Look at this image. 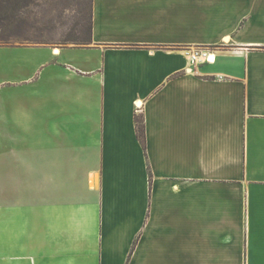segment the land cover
Returning <instances> with one entry per match:
<instances>
[{
  "label": "crops",
  "instance_id": "crops-1",
  "mask_svg": "<svg viewBox=\"0 0 264 264\" xmlns=\"http://www.w3.org/2000/svg\"><path fill=\"white\" fill-rule=\"evenodd\" d=\"M92 19L90 45H0V264H264V0Z\"/></svg>",
  "mask_w": 264,
  "mask_h": 264
},
{
  "label": "rangeland",
  "instance_id": "rangeland-1",
  "mask_svg": "<svg viewBox=\"0 0 264 264\" xmlns=\"http://www.w3.org/2000/svg\"><path fill=\"white\" fill-rule=\"evenodd\" d=\"M88 7L83 0H35L11 29L7 44H45L72 46L73 39L84 35ZM6 183L4 163L0 161V186ZM4 194L0 193V223L5 218ZM4 229V226H0ZM5 230L0 232V250L6 243Z\"/></svg>",
  "mask_w": 264,
  "mask_h": 264
},
{
  "label": "trees",
  "instance_id": "trees-1",
  "mask_svg": "<svg viewBox=\"0 0 264 264\" xmlns=\"http://www.w3.org/2000/svg\"><path fill=\"white\" fill-rule=\"evenodd\" d=\"M35 0H0V45H5L11 38L12 27L22 20V14ZM88 7V17L84 35L73 39L76 46H86L93 42V0H83ZM138 134L145 145V125L143 115L136 117Z\"/></svg>",
  "mask_w": 264,
  "mask_h": 264
},
{
  "label": "built area",
  "instance_id": "built-area-1",
  "mask_svg": "<svg viewBox=\"0 0 264 264\" xmlns=\"http://www.w3.org/2000/svg\"><path fill=\"white\" fill-rule=\"evenodd\" d=\"M210 56L212 54L208 49L205 48H199L195 49L194 51H191L190 58L192 62L199 61V60H204V61H211Z\"/></svg>",
  "mask_w": 264,
  "mask_h": 264
},
{
  "label": "bare ground",
  "instance_id": "bare-ground-1",
  "mask_svg": "<svg viewBox=\"0 0 264 264\" xmlns=\"http://www.w3.org/2000/svg\"><path fill=\"white\" fill-rule=\"evenodd\" d=\"M213 59V57L212 56H210V60H212Z\"/></svg>",
  "mask_w": 264,
  "mask_h": 264
}]
</instances>
